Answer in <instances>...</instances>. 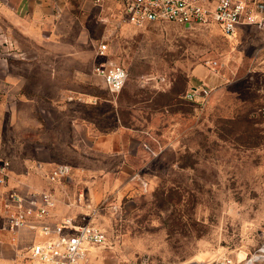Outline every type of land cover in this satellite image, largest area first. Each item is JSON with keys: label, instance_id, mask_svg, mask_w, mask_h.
Instances as JSON below:
<instances>
[{"label": "rangeland", "instance_id": "374dc122", "mask_svg": "<svg viewBox=\"0 0 264 264\" xmlns=\"http://www.w3.org/2000/svg\"><path fill=\"white\" fill-rule=\"evenodd\" d=\"M99 14L71 1L77 57L47 60L52 105L34 109L21 96L5 108L0 151L29 163L16 175L51 189L60 215L105 233L86 264H264V29L227 36L215 24L119 25ZM101 63L126 70L119 91L97 73ZM195 86L208 94L187 99ZM59 164L69 174L51 182ZM39 239H12L10 264H28Z\"/></svg>", "mask_w": 264, "mask_h": 264}, {"label": "built area", "instance_id": "2783aa9c", "mask_svg": "<svg viewBox=\"0 0 264 264\" xmlns=\"http://www.w3.org/2000/svg\"><path fill=\"white\" fill-rule=\"evenodd\" d=\"M100 12L105 23L143 26L146 23L174 22L194 26L218 25L227 36H233L241 27L257 25L264 28V17H259V3L250 0H88ZM107 41V40H106ZM102 42L98 54H106L107 43ZM104 76L111 91H119L125 84L127 72L121 66L96 67ZM208 94L204 86L192 87L189 100H198ZM11 161L0 157V190L6 187ZM66 164L55 166L49 179L54 182L69 174ZM3 228H20L38 234L28 250V264H86L89 247L106 239L105 233L91 223L81 222L69 214H57V198L51 189H32L21 192L12 188L6 193Z\"/></svg>", "mask_w": 264, "mask_h": 264}, {"label": "crops", "instance_id": "0c3cea01", "mask_svg": "<svg viewBox=\"0 0 264 264\" xmlns=\"http://www.w3.org/2000/svg\"><path fill=\"white\" fill-rule=\"evenodd\" d=\"M71 1L0 0V122L4 120L2 116L6 113L5 108H18L21 105V96L22 101L34 109L38 101L47 100L52 105L46 92L54 87L53 70L47 60L68 59L71 55L77 57L78 53L72 50L68 39ZM261 1L257 14L262 18L264 0ZM64 68V75H67L66 66ZM58 71L62 75L63 67L56 72ZM60 89L62 90L61 85ZM27 91V96L22 95V92ZM16 154L9 159L10 157L0 151V157L11 161L8 184L0 190V194H6L12 188L26 192L40 186L26 173L22 176L16 175L15 168L19 163L24 167L29 164L22 162L21 157ZM37 167L42 168L43 163L38 162ZM59 211L57 208V214L62 212ZM3 212L5 215L6 209L0 203V216ZM3 221L4 218L0 217V264H10L16 250L12 239L23 240L30 237L32 232H27L24 228L16 231L4 229Z\"/></svg>", "mask_w": 264, "mask_h": 264}, {"label": "bare ground", "instance_id": "6f19581e", "mask_svg": "<svg viewBox=\"0 0 264 264\" xmlns=\"http://www.w3.org/2000/svg\"><path fill=\"white\" fill-rule=\"evenodd\" d=\"M94 248H95V247H94L93 245H91V246L89 247V252H88V254H91ZM241 256H242V257H245V254H241ZM242 257H241V258H242ZM257 258H259V257H257ZM257 258H255V259H257Z\"/></svg>", "mask_w": 264, "mask_h": 264}, {"label": "water", "instance_id": "95a60500", "mask_svg": "<svg viewBox=\"0 0 264 264\" xmlns=\"http://www.w3.org/2000/svg\"><path fill=\"white\" fill-rule=\"evenodd\" d=\"M185 26H186V27H192V26H191V25H189V24H186Z\"/></svg>", "mask_w": 264, "mask_h": 264}]
</instances>
